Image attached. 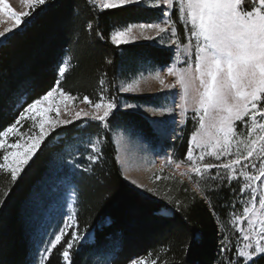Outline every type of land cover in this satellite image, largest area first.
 I'll return each instance as SVG.
<instances>
[{"label":"trees","instance_id":"trees-1","mask_svg":"<svg viewBox=\"0 0 264 264\" xmlns=\"http://www.w3.org/2000/svg\"><path fill=\"white\" fill-rule=\"evenodd\" d=\"M98 8L94 0H46L33 12L34 19L28 18L31 23L24 32L0 45V129L17 118L19 99L31 102L54 86L61 63L68 65L59 78L65 91L93 101L103 94L117 104L107 132L94 124L83 129L77 120L52 131L15 182L0 171V264H34L36 208L48 202L53 188L65 185L75 195L70 212L80 231L89 234L72 252L74 264H130L139 259L149 264H222L219 246L231 233V205L239 187L210 182L202 198L189 184L166 174L169 179L144 192L124 177L118 161L115 131L140 137L153 150L161 144L152 122L124 107L157 108L160 96L126 94L119 91L120 83L149 69L164 70L172 53L152 44L115 46L110 37L129 24L159 22V10ZM190 136L187 130L183 156ZM93 144L101 150L98 162L88 159L95 156ZM102 245L106 247L97 254ZM60 251L58 245L45 264H63ZM253 264H264V255Z\"/></svg>","mask_w":264,"mask_h":264},{"label":"snow or ice","instance_id":"snow-or-ice-1","mask_svg":"<svg viewBox=\"0 0 264 264\" xmlns=\"http://www.w3.org/2000/svg\"><path fill=\"white\" fill-rule=\"evenodd\" d=\"M21 3L28 5L29 10L15 11L7 0H0V18L8 17L12 21L10 27L0 31V43L15 39L24 32L31 23L28 18L34 19L33 12L45 5L46 0H21ZM128 6L147 5L145 0H101L98 10H127ZM151 6L159 10V22L129 24L111 34V43L115 46L129 43L134 28L152 29L155 36L147 39L159 37L157 42L163 44L161 34L167 33L168 46H175L174 53L182 47L190 53L180 61L183 66L179 70L173 67L175 55L172 63L166 66L167 74L174 75L182 89V93H176L184 101L176 105L180 108L179 115L184 116L191 92L193 120L198 124L190 136L185 159L176 167L179 168L186 160V172L181 175H189L205 185L209 181L230 183L243 180L239 197L244 206L234 221L237 240L233 244L226 235L223 236L218 256L222 264H253V257L264 254V0H155ZM173 14L178 15L184 25L186 43H182L173 27L176 23ZM67 67L66 63L58 65L55 84L45 94L31 102L19 99L17 118L0 129V171L10 174L12 182L20 177L42 142L56 127L74 122L59 118L62 107L67 109L69 102L80 99L91 109L74 113L83 129L94 124L97 129L109 130V118L117 109L114 98L108 99L103 94L96 101L88 96L74 97L60 86L59 78L65 75ZM100 83L103 85L104 81ZM170 87L175 88L176 85ZM119 91L131 92L133 89L123 87ZM124 107L134 108L135 105ZM167 111L171 114L175 108ZM159 114L163 116L164 112ZM25 121L29 127L21 131V122ZM92 148L95 156L88 159L98 162L101 150L94 144ZM206 190L215 191L214 188ZM232 191L235 193V189ZM235 205L236 200L231 207L235 208ZM65 216L59 231L52 235L40 253L39 264H45L58 245L62 248L59 255L63 264H74L72 252L78 250L89 234L80 231L73 213ZM105 247L102 245L97 254ZM105 264H111V261L105 260ZM131 264L146 262L139 259L131 261ZM151 264H156V260Z\"/></svg>","mask_w":264,"mask_h":264},{"label":"rangeland","instance_id":"rangeland-1","mask_svg":"<svg viewBox=\"0 0 264 264\" xmlns=\"http://www.w3.org/2000/svg\"><path fill=\"white\" fill-rule=\"evenodd\" d=\"M94 1L98 6L101 3V0ZM7 3L18 12L29 10V6L22 4L21 0H7ZM154 3L155 0H145V4L147 5L145 7L153 8L151 5ZM173 19L176 21L173 27L180 36L182 43H186L187 41L185 40L183 32L184 25L180 22L178 15L173 14ZM11 24L12 21L8 17L0 18V31L6 30ZM17 31L19 30L17 29ZM8 35H10V33ZM161 35L164 37L163 44L157 42L159 37H157L156 40L146 38L149 36H155V30H141L139 28H134L132 36L130 37V42L127 44H152L160 48L169 49L172 53V61L175 55V64H173V67L176 70H179V68L183 66L180 61L184 60L185 56L190 53L186 52L183 47L174 53L173 48L175 46H168V34L162 33ZM1 44L2 43H0V45ZM192 53H194V49H192ZM161 80H163V83H161ZM173 84L176 85L175 88L170 87ZM123 87H131L133 89L131 92H123L130 95L160 96V106L157 108L135 105L134 108L125 107V110L139 113L144 116V118L150 120L161 138L160 146L157 147L156 150H153L148 145H145L140 137H134L121 131H115L114 140L118 150V161L124 177L139 190L152 192L156 189V186H158L164 179H169L168 176H170L177 178L182 182H186L194 192L202 197L203 188L207 187L211 181L205 185L202 182L198 183L194 178H190L189 175H181V173L186 172V160L179 168L176 167L181 160L185 159V156L182 155L183 144H185V133L187 130H190L192 134L195 128L198 127V124L193 120L194 105L191 102V92L189 93L188 103L185 105L186 112L184 116L181 117L179 115L180 108L176 107V105L184 103V101L177 96L176 93L178 91L182 93V89H180L176 77L167 74V68L159 71L149 69L141 73L135 80L121 82L120 88ZM170 108H175V111L171 114L167 111ZM81 109L84 111L91 110L89 106L84 103H76V101L69 102L67 109H63L62 107L59 118L73 120L75 122L77 120L74 118V113ZM161 111L164 112L163 116L159 114ZM153 112L156 114L153 115ZM173 117H175V122H173ZM82 119H84V117H82ZM154 121H164V123H154ZM21 123L23 125L21 131L27 130L29 123L26 121ZM57 128L59 127H56L55 129ZM166 174L168 176H166ZM158 176L161 177V179L157 180L156 177ZM230 184H235L240 188L243 184V180H234L231 181ZM197 188H200L201 191H196ZM53 189L54 190L51 192L48 202L42 205L39 203L36 208V219L38 223L35 233V244H37V246L34 264H39L40 253L47 247L46 242L51 239L55 232L59 231L63 219L66 218L65 214L69 213L74 205L73 201H75V195L73 188L70 185ZM240 200L241 198L238 193L236 196V207L232 214V220L229 222L231 233L228 235V240L233 244L237 240V234L235 232L236 225L234 223L235 216L242 213L244 206ZM163 213L167 215L170 214L168 211H163ZM89 241L92 240L89 239ZM263 255L264 254L257 255L253 257V259ZM146 264L149 263L146 262Z\"/></svg>","mask_w":264,"mask_h":264},{"label":"bare ground","instance_id":"bare-ground-1","mask_svg":"<svg viewBox=\"0 0 264 264\" xmlns=\"http://www.w3.org/2000/svg\"><path fill=\"white\" fill-rule=\"evenodd\" d=\"M164 214V213H163Z\"/></svg>","mask_w":264,"mask_h":264}]
</instances>
